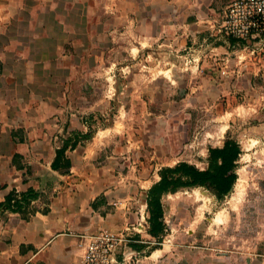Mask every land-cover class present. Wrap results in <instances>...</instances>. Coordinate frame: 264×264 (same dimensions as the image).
<instances>
[{"label": "crops", "instance_id": "obj_1", "mask_svg": "<svg viewBox=\"0 0 264 264\" xmlns=\"http://www.w3.org/2000/svg\"><path fill=\"white\" fill-rule=\"evenodd\" d=\"M230 1L0 0V202L12 191L36 192L21 210L0 208V264H84L76 233L120 225L122 209H107L117 194L107 189L114 170L93 159L109 125L66 150L71 159L66 171L51 166L56 147L104 114L106 96L95 95V73L115 63L119 47L123 58L152 42L162 41L173 52L186 45L191 70L206 65L215 75L220 57L236 68L239 61L231 58L238 51L236 39L214 28ZM118 33L123 47L114 40ZM253 45L264 48L261 42ZM260 61L252 73L264 67V57ZM207 73L201 72L204 83ZM144 226L147 230V220ZM136 242L115 264H177L173 251L143 254L138 243L144 241Z\"/></svg>", "mask_w": 264, "mask_h": 264}, {"label": "rangeland", "instance_id": "obj_2", "mask_svg": "<svg viewBox=\"0 0 264 264\" xmlns=\"http://www.w3.org/2000/svg\"><path fill=\"white\" fill-rule=\"evenodd\" d=\"M113 37L116 45H126L119 33ZM236 41L238 51L231 58H243L246 66L240 68L239 62L234 68L230 59L220 57L215 75L206 65L191 70L186 45L173 52L162 41L152 42L134 57L122 58L119 47L115 63L96 70L95 95L106 96V108L86 131L93 134L109 125L103 132L106 141L93 159L96 166L114 170L107 189L117 194L107 209H122L120 225L103 228L128 226L134 239L144 241L138 243L143 254L152 249L173 251L177 264H246V257L264 264V67L252 73L264 48L250 54L252 45L243 49ZM202 70H208L205 83ZM226 131L242 148L232 189L223 196L204 186L165 194L167 229L160 240L147 234L138 224L147 220L146 189L157 179L159 167L178 160L206 166L208 146L222 144ZM216 217L219 221L213 222Z\"/></svg>", "mask_w": 264, "mask_h": 264}, {"label": "trees", "instance_id": "obj_3", "mask_svg": "<svg viewBox=\"0 0 264 264\" xmlns=\"http://www.w3.org/2000/svg\"><path fill=\"white\" fill-rule=\"evenodd\" d=\"M92 136V131H73L62 138L56 147L55 156L51 162L54 169L67 170L71 159L66 154L67 149L75 147L83 139ZM242 152L239 141L226 131L222 144L209 145L207 148L206 166H198L194 162L178 160L174 164L159 167V177L146 189L147 232L160 240L166 229L162 197L183 187L204 186L219 196L229 192L237 178V160ZM36 192L31 189L16 194L12 191L0 202V208L21 210Z\"/></svg>", "mask_w": 264, "mask_h": 264}, {"label": "built area", "instance_id": "obj_4", "mask_svg": "<svg viewBox=\"0 0 264 264\" xmlns=\"http://www.w3.org/2000/svg\"><path fill=\"white\" fill-rule=\"evenodd\" d=\"M214 28L218 33L226 34L242 42L243 49L252 45L249 52L255 54L256 47L253 42L264 44V0L230 1L223 9ZM242 60L243 58H240L239 62ZM241 65L245 67L246 63L242 62ZM138 225L144 226L141 222ZM128 228V226L120 230L102 228L91 233H76L83 247V263L115 264L118 262L119 253L126 258V250L137 241L127 231Z\"/></svg>", "mask_w": 264, "mask_h": 264}, {"label": "bare ground", "instance_id": "obj_5", "mask_svg": "<svg viewBox=\"0 0 264 264\" xmlns=\"http://www.w3.org/2000/svg\"><path fill=\"white\" fill-rule=\"evenodd\" d=\"M165 72H166V71H165ZM166 73H167V72H166ZM207 199H208V197H207ZM205 200H206V199H205ZM205 200H204V202H205ZM209 200H210V199H209ZM206 204H207V203H206ZM212 221H213V222H218V221H219V217H216V218L213 219ZM155 253L157 254L158 251H155L154 254H155Z\"/></svg>", "mask_w": 264, "mask_h": 264}, {"label": "water", "instance_id": "obj_6", "mask_svg": "<svg viewBox=\"0 0 264 264\" xmlns=\"http://www.w3.org/2000/svg\"><path fill=\"white\" fill-rule=\"evenodd\" d=\"M232 187H233V186H232ZM232 187H231V189H232ZM231 189H230V190H231Z\"/></svg>", "mask_w": 264, "mask_h": 264}]
</instances>
